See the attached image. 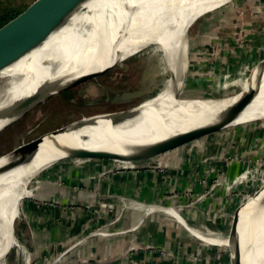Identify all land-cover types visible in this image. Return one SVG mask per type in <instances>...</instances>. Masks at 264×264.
<instances>
[{
    "label": "crops",
    "instance_id": "crops-1",
    "mask_svg": "<svg viewBox=\"0 0 264 264\" xmlns=\"http://www.w3.org/2000/svg\"><path fill=\"white\" fill-rule=\"evenodd\" d=\"M231 2L226 12L202 18V25L218 26L205 33L196 30L192 44L202 52L193 64L216 68L221 80L227 71L235 77L250 64L232 85L246 89L252 83L254 88L264 82V50H257L264 42L256 44L263 34L262 2ZM245 7L254 10L235 13ZM245 73L248 77L243 79ZM261 74L262 81L253 84ZM255 132L253 150L239 156L250 159L251 165L261 158L264 145V127ZM231 156L166 162H153L154 158L146 161L149 165L110 170L101 161L58 160L37 173L29 186L34 193L25 197L18 211L20 244L13 256L20 264L23 253L38 260L34 264H227L221 247L188 234L182 221L219 212L224 217L234 211L237 194L255 185L244 181L228 193L219 188L221 177L227 180L244 167L238 156ZM168 208L181 222L165 212Z\"/></svg>",
    "mask_w": 264,
    "mask_h": 264
},
{
    "label": "bare ground",
    "instance_id": "bare-ground-1",
    "mask_svg": "<svg viewBox=\"0 0 264 264\" xmlns=\"http://www.w3.org/2000/svg\"><path fill=\"white\" fill-rule=\"evenodd\" d=\"M222 1L87 0L81 3L39 45L0 69V79L6 83L0 98V126L18 113L15 112L17 103L23 99L39 93L40 100L80 76L110 69L146 46L169 37V29L174 31L176 41V44L174 40L171 42L172 61L174 63L176 57L183 59V38L189 25L199 16L210 12L209 9L216 8L210 6ZM262 79L263 74L256 77L253 84ZM249 84L239 92L240 95L247 96L254 91L252 83ZM179 92L180 84L174 68L172 78L159 93L137 107L125 113L96 115L73 121L65 132L43 137L27 160L14 158L7 161L8 168L6 166L5 171L0 172V258L13 243L11 224L16 217L19 200L31 194L28 182L39 170L65 155L57 152L55 156L50 155L52 147L48 139L70 150L127 154L136 147H145L172 136V133L217 123L224 112L236 107L242 109L227 126L264 118V91L255 94L257 98L238 99H230V96L186 99L178 97ZM145 124L152 129L141 134L128 131ZM157 128L168 133L163 134ZM99 140L118 144L105 149L92 145ZM9 157H1L0 165ZM263 198L264 194L260 193L242 207L257 212L262 207ZM176 219L181 222L178 217ZM237 226L238 236L231 237L228 245V248L235 247L241 251L235 264H264V211L251 219H240ZM189 232L195 237L198 235L201 240L219 246L227 245L224 239L216 240L192 230Z\"/></svg>",
    "mask_w": 264,
    "mask_h": 264
},
{
    "label": "rangeland",
    "instance_id": "rangeland-1",
    "mask_svg": "<svg viewBox=\"0 0 264 264\" xmlns=\"http://www.w3.org/2000/svg\"><path fill=\"white\" fill-rule=\"evenodd\" d=\"M4 1L5 0H2L3 4L7 2V0L5 1V3ZM29 1L30 0H20L19 2L24 5ZM231 1L232 0H224L210 6L216 8L209 9L210 12H206L203 15L199 16L189 25L183 38L184 60L182 58L180 59V57L175 56V62L173 63L172 61L171 42L172 40L175 41V33L172 29H169L171 31L169 37L162 38L160 41L146 46L141 51L120 61L117 65L113 66L111 69L99 76L87 79L73 87L47 97L38 105L28 110L24 115L16 120V122L0 130V153L12 148L13 146L21 142L29 140L37 136L38 134L61 126L81 116L91 115L93 113L99 114L121 110L133 106L138 102H141L142 100L146 101V99L150 98L154 94H158L160 89L167 84V82L172 78L174 68L176 69L177 81L180 84V92L178 94V97L180 98L218 99L227 96H230V99L250 97L257 98V95L255 94H259L264 91V82L258 86H255L253 88L254 91L252 93L250 92L247 96L240 95L239 92L242 90L240 86L236 84L234 86L232 85L233 80L242 76L243 72L247 70L250 64L247 66L245 65L243 69L244 71H241L238 75H236V78L233 77L234 75H230L232 71H227L224 74L223 80H221L219 77H216V68L211 69L212 67H208L202 69V67L198 68L195 66V64H193L195 63L194 61L197 58V53L202 52V49L199 45L195 46V43L192 44L194 42L196 30H200L201 32L203 31L205 33L211 30L213 27L215 28L218 26V24L202 25V18L210 15L215 11L216 14L226 12L229 9V6L233 5L231 4L233 3ZM252 1H255V5H257L258 2H262L260 4L262 6L260 29L263 31V34L261 35L260 39L256 41V44H262L264 42V0ZM253 10V8L245 7L244 9H235V13L238 15H242V13L244 12L248 14ZM258 29L259 28H257V30ZM262 48L264 50V46H261L257 50H261ZM245 74L246 75L243 79H246L248 77L247 73ZM5 86V80L0 79V98H2V95L4 94ZM86 112L93 113H87L85 115ZM242 124L243 123H236L234 124L235 126L231 125L233 126L231 128H224L187 142L178 148L155 156V160L153 161L156 162V159L164 162H166L167 160L178 161L179 159H182L183 161L187 159L194 160L197 159V157H214L215 159H220L222 155H228L229 153H231L232 155V160L233 157L235 159V156H238L237 160L242 161L244 166L243 169L234 173L227 180H222L221 177L218 180L219 182H217V184H219V188L223 189L225 193H228L231 189L237 188V186L244 181L255 183V185L253 184V187H248L246 191L237 194L238 201H236L237 204L235 205V208L237 207V222H235V225L232 229V237L238 236L239 226H237V224L240 219H251L263 212V209L261 211L259 210L255 212L247 208H243L242 206L252 197L260 193L264 194V190H262V188L264 187V145L261 146L263 148L261 150V158H257L256 160H254L253 165H251L250 159L244 160L239 156L244 153L248 154L249 150H253V136L256 135L255 129L257 127L263 128L264 121H260L257 126H253L245 131H240L242 130L240 129L242 128L241 126L250 127L251 125ZM147 129H152V127L145 124L141 127L135 126L134 129H129L128 131L141 134ZM157 130H160L163 134L168 133L159 128H157ZM174 134L176 133H172V135ZM263 138L260 140L264 144ZM103 139L104 138L100 140ZM100 140L93 143L92 145H96L97 148L105 149L110 145L118 144L116 142L110 141L100 142ZM119 154L124 155V153ZM149 159L132 160L128 162L112 159L110 160V162H122V164L125 163L124 165H130V163H132L133 165L139 164L138 166H140L143 162H145L144 165H149L148 162H146ZM226 160L228 162L231 161L230 159L228 160V158ZM51 164H49L47 167H49ZM47 167H45L44 169H46ZM40 171L41 170H39L37 173H39ZM37 173L28 182L27 187H29L30 184L31 186L33 185V181L38 175ZM29 189H31V187H29ZM254 191L255 193H253ZM30 193V195H33L34 192L31 191ZM25 197L21 198L17 204V214L11 224L13 243L11 244V247H9L8 251L7 249L5 250L6 253L4 254V256L0 258V264H20V261L13 256L12 251H14V249H18L20 244L18 238L16 237V230L19 223L18 211H21V204L22 201L26 199ZM168 210L171 209L168 208ZM165 212L173 215L175 218L177 217V215L173 211ZM232 212L233 211L227 212L228 214L224 215V217L221 212H219L217 215L215 214L213 217L208 214L203 216H192L190 223L182 221V224L188 230H192L201 236H204L206 238H214L216 240H222L226 236V230ZM217 222H220L219 226H217ZM188 230L187 233L190 234ZM203 241H205L206 243H213L206 240ZM226 247L229 251V257H231V259L233 257L235 264V261L237 260L238 255L241 252L240 249H237L235 247ZM19 256L22 259V264H34V262L36 261H32V257H30L29 255H25L24 253L23 255L19 254ZM220 257H222V255H220ZM36 262H38V260ZM219 264L222 263L219 262Z\"/></svg>",
    "mask_w": 264,
    "mask_h": 264
},
{
    "label": "water",
    "instance_id": "water-1",
    "mask_svg": "<svg viewBox=\"0 0 264 264\" xmlns=\"http://www.w3.org/2000/svg\"><path fill=\"white\" fill-rule=\"evenodd\" d=\"M85 1L87 0H30L28 3L24 4L17 13H15L12 17L7 19L5 22H3L0 25V69L3 68L5 65L9 64L10 62L16 60L19 56H21L25 52L39 45L51 32H53L55 29L60 27L65 22V20L77 9V7ZM108 70L109 69H106L99 73L80 76L76 78L74 81H72L70 84L60 87L54 92L46 94L40 100L38 98V95H40L39 93L27 97L26 99H23L22 101L17 103L15 112L18 111V113L10 120H8L7 123L0 126V130L14 123L28 110L38 105L47 97L57 94L70 87H73L78 83H81L87 79H90L95 76H99ZM156 94H154L153 96H155ZM153 96H151L150 98H152ZM144 101L145 100H142L141 102H138L133 106L121 110L81 116L61 126L52 128L48 131L38 134L37 136L29 140L21 142L13 146L12 148L0 153V158L4 156L7 157V155L10 156L9 159L6 160L3 165H0V172L5 171L6 166L8 168L9 163H7V161L11 159L21 158V160H27L31 155L34 154L38 145L43 141V137L55 136L65 132L73 121H78L84 117L88 118L96 115L125 113L126 111H129L134 107H137V105H140ZM241 109H242L241 107L240 108L236 107L229 112H224L221 115L222 116L221 120L218 121L217 123L204 125L201 127L176 133L172 136L164 138L163 140L150 143L145 147H136L131 153H127L124 155L118 153L90 152V151L77 150V149L70 150L63 144H57L54 143V141L51 142L52 139H48L52 147V149L49 150V154L55 156L56 152L61 154L65 153L64 156L58 157L56 161L61 159H76L85 163L101 161L104 162L102 166L105 168V170L119 169V168H123L124 167L123 165L125 163L124 164H122V162L111 163L110 160L115 159L124 162L132 161V160H141V159L144 160L149 158H150L149 160H151L155 156H158L159 154H163L169 150L178 148L187 142L198 139L207 134L219 131L221 129L231 128L235 126V125L233 126H227V125L229 124V122H231L233 118L236 117L237 113ZM263 119L264 118L255 119L254 121L243 123L242 125L244 124L252 125ZM130 151L131 150L129 149V152ZM126 167L129 166H125V168ZM132 167H135V165H132ZM253 193H255V191ZM261 203H262L261 205L262 207H260L259 210L261 211L263 209L264 211V207H263L264 198H263V202L261 201ZM235 222H237V207L234 209V211L231 214V218L226 230L227 233L225 238H223L224 240L227 241V245L224 244L220 246L222 251L226 255L227 264H234L233 257L232 259L231 257H229V251L226 246L230 244L232 237V229L235 225Z\"/></svg>",
    "mask_w": 264,
    "mask_h": 264
},
{
    "label": "trees",
    "instance_id": "trees-1",
    "mask_svg": "<svg viewBox=\"0 0 264 264\" xmlns=\"http://www.w3.org/2000/svg\"><path fill=\"white\" fill-rule=\"evenodd\" d=\"M19 1L20 0H7V2L3 4L2 0H0V25L21 9L23 5Z\"/></svg>",
    "mask_w": 264,
    "mask_h": 264
},
{
    "label": "built area",
    "instance_id": "built-area-1",
    "mask_svg": "<svg viewBox=\"0 0 264 264\" xmlns=\"http://www.w3.org/2000/svg\"><path fill=\"white\" fill-rule=\"evenodd\" d=\"M123 168H125V167H123ZM127 168H133V167H132V166H129V167H126V169H127ZM238 177H239V176H238ZM236 178H237V177H236Z\"/></svg>",
    "mask_w": 264,
    "mask_h": 264
},
{
    "label": "flooded vegetation",
    "instance_id": "flooded-vegetation-1",
    "mask_svg": "<svg viewBox=\"0 0 264 264\" xmlns=\"http://www.w3.org/2000/svg\"><path fill=\"white\" fill-rule=\"evenodd\" d=\"M87 113H93V112H86L85 115H86ZM93 114H95V113H93Z\"/></svg>",
    "mask_w": 264,
    "mask_h": 264
}]
</instances>
